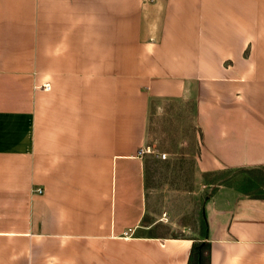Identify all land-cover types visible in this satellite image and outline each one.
Here are the masks:
<instances>
[{
    "label": "crops",
    "instance_id": "obj_1",
    "mask_svg": "<svg viewBox=\"0 0 264 264\" xmlns=\"http://www.w3.org/2000/svg\"><path fill=\"white\" fill-rule=\"evenodd\" d=\"M157 101L193 105L197 171L264 191V0H0V264H187L149 220ZM207 186L209 264H264V193Z\"/></svg>",
    "mask_w": 264,
    "mask_h": 264
},
{
    "label": "rangeland",
    "instance_id": "obj_2",
    "mask_svg": "<svg viewBox=\"0 0 264 264\" xmlns=\"http://www.w3.org/2000/svg\"><path fill=\"white\" fill-rule=\"evenodd\" d=\"M198 134L193 123V105L183 101H157L151 106L145 147L149 220L160 221L152 230L158 234L188 236L204 241L203 205L211 188L210 181L239 186L260 195L263 174L255 171H222L220 175L196 169ZM167 153L160 159L157 153Z\"/></svg>",
    "mask_w": 264,
    "mask_h": 264
},
{
    "label": "trees",
    "instance_id": "obj_3",
    "mask_svg": "<svg viewBox=\"0 0 264 264\" xmlns=\"http://www.w3.org/2000/svg\"><path fill=\"white\" fill-rule=\"evenodd\" d=\"M209 250L208 242L193 240L187 264H209Z\"/></svg>",
    "mask_w": 264,
    "mask_h": 264
},
{
    "label": "built area",
    "instance_id": "obj_4",
    "mask_svg": "<svg viewBox=\"0 0 264 264\" xmlns=\"http://www.w3.org/2000/svg\"><path fill=\"white\" fill-rule=\"evenodd\" d=\"M43 88L46 89V90H48V89L50 88V86H49V84H44ZM152 152H153V151L150 150V147H148V146L145 147V146H144V147H142V148L139 149L138 154H139V155H144V154H146V153H152ZM156 156H157L158 158H160V159H166V157H167V153H165V152H163V153H157Z\"/></svg>",
    "mask_w": 264,
    "mask_h": 264
}]
</instances>
